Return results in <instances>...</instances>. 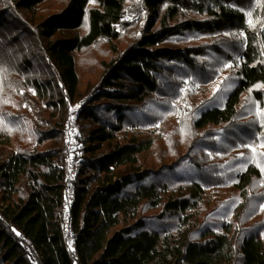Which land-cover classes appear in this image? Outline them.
I'll return each instance as SVG.
<instances>
[{
	"label": "trees",
	"instance_id": "obj_1",
	"mask_svg": "<svg viewBox=\"0 0 264 264\" xmlns=\"http://www.w3.org/2000/svg\"><path fill=\"white\" fill-rule=\"evenodd\" d=\"M261 144L264 0H0V264H264Z\"/></svg>",
	"mask_w": 264,
	"mask_h": 264
},
{
	"label": "rangeland",
	"instance_id": "obj_2",
	"mask_svg": "<svg viewBox=\"0 0 264 264\" xmlns=\"http://www.w3.org/2000/svg\"><path fill=\"white\" fill-rule=\"evenodd\" d=\"M218 88L217 83H215L213 86L211 87H199L196 88L194 90H190V92L193 95H196L194 93L197 92L199 93L200 91H206L207 93L213 92L214 90H216ZM188 88H185L182 90V94H185V91ZM182 101V98L180 99ZM180 110V109H179ZM177 110V106L171 110V111H167L165 113V116L163 119H160V121L155 122V123H149V127L153 130H162V134H165V131H170V129L172 128L173 125V121L176 120L177 115H175V111H179ZM81 126H82V122L81 119H71V123L70 124H66V127L64 129V136L58 140L56 142V145L61 149L62 154L65 155V166H66V170H67V175H69V179L71 176V172L74 171L75 174V178L73 179L74 184H77V180H78V171L79 168L82 165V156L84 154V143L82 141L79 140L80 133H81ZM166 140V147L168 148V143H167V138L165 137ZM154 153H150L147 158H146V163L145 166H154V167H158L159 165H161L163 162H161L160 160H157L155 163H151V156ZM168 162V161H166ZM69 169V174H68V169ZM66 183H67V178H66ZM212 189L207 191V195L210 196V191ZM4 202L0 201V207H2ZM67 237L69 238V240H71V237L69 236V233L67 234ZM261 237L264 239V231L261 235Z\"/></svg>",
	"mask_w": 264,
	"mask_h": 264
},
{
	"label": "built area",
	"instance_id": "obj_3",
	"mask_svg": "<svg viewBox=\"0 0 264 264\" xmlns=\"http://www.w3.org/2000/svg\"><path fill=\"white\" fill-rule=\"evenodd\" d=\"M68 174H69V169H68ZM74 174L75 172L72 171L69 179V175H67V170H66L67 183L65 187V196L63 199V208H62V216H63L62 224L63 227L66 229V231L70 230V227L73 222L71 209L76 196V184H74L73 182V179L75 178Z\"/></svg>",
	"mask_w": 264,
	"mask_h": 264
},
{
	"label": "snow or ice",
	"instance_id": "obj_4",
	"mask_svg": "<svg viewBox=\"0 0 264 264\" xmlns=\"http://www.w3.org/2000/svg\"><path fill=\"white\" fill-rule=\"evenodd\" d=\"M248 15L251 16V13H248ZM249 23L251 24L252 21L249 20ZM246 146H247V147H251V148H252V151H253V152H256V148H255V147H252V146H250V145H246ZM260 147H261V148H264V144H261ZM261 155H264V153H261ZM262 170H264V169H262Z\"/></svg>",
	"mask_w": 264,
	"mask_h": 264
}]
</instances>
